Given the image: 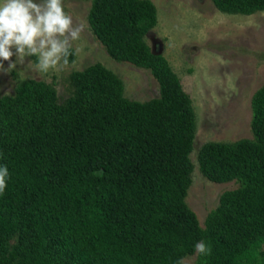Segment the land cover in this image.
<instances>
[{
	"label": "trees",
	"instance_id": "obj_1",
	"mask_svg": "<svg viewBox=\"0 0 264 264\" xmlns=\"http://www.w3.org/2000/svg\"><path fill=\"white\" fill-rule=\"evenodd\" d=\"M253 14L264 0H213ZM88 20L117 61L151 71L160 94L125 95L101 62L68 77L69 94L24 78L0 94V264H264V84L252 97L253 137L208 141L199 169L236 181L204 226L187 204L196 113L169 60L146 40L158 22L152 0H93ZM76 53L72 49L69 62ZM205 242L211 254L198 255Z\"/></svg>",
	"mask_w": 264,
	"mask_h": 264
},
{
	"label": "rangeland",
	"instance_id": "obj_2",
	"mask_svg": "<svg viewBox=\"0 0 264 264\" xmlns=\"http://www.w3.org/2000/svg\"><path fill=\"white\" fill-rule=\"evenodd\" d=\"M93 0H63L64 10L74 22L86 25L73 42L76 58L58 71L39 74L36 57L0 70V94H13L24 78L53 82L61 97L69 94L68 77L74 70L101 62L125 84V95L146 101L160 94L151 71L128 61H117L94 34L88 14ZM158 22L146 40L155 53L164 55L190 95L196 113V133L191 159L194 163L187 204L204 226L209 212L220 203L226 190L239 186L236 181L214 182L199 169L198 152L208 141H236L253 137L252 97L264 84V10L253 14L220 11L213 0H152ZM3 0H0L2 3ZM39 2V0H35ZM16 57L12 58L15 61ZM196 254L186 256L194 264Z\"/></svg>",
	"mask_w": 264,
	"mask_h": 264
},
{
	"label": "clouds",
	"instance_id": "obj_3",
	"mask_svg": "<svg viewBox=\"0 0 264 264\" xmlns=\"http://www.w3.org/2000/svg\"><path fill=\"white\" fill-rule=\"evenodd\" d=\"M86 25L76 23L64 10L63 0H3L0 3V70L8 61V71L23 62L24 57H36L35 70L47 74L69 63L73 42L80 39ZM16 57L15 61L12 60ZM9 170L0 166V194L7 188ZM198 255L211 254V246L201 241L195 244ZM177 264H186L181 259Z\"/></svg>",
	"mask_w": 264,
	"mask_h": 264
}]
</instances>
